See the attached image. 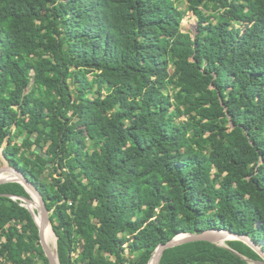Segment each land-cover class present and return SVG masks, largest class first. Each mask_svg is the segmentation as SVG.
Segmentation results:
<instances>
[{
	"label": "trees",
	"instance_id": "16d2710c",
	"mask_svg": "<svg viewBox=\"0 0 264 264\" xmlns=\"http://www.w3.org/2000/svg\"><path fill=\"white\" fill-rule=\"evenodd\" d=\"M186 1L194 34L176 0H0V151L42 192L61 264H149L222 227L264 250V0ZM21 197L0 183V253L49 264ZM227 245L159 264L262 260Z\"/></svg>",
	"mask_w": 264,
	"mask_h": 264
},
{
	"label": "water",
	"instance_id": "95a60500",
	"mask_svg": "<svg viewBox=\"0 0 264 264\" xmlns=\"http://www.w3.org/2000/svg\"><path fill=\"white\" fill-rule=\"evenodd\" d=\"M2 173H10L14 175L15 178L9 179V180H2L0 181V183L9 182V181H18V182H21L26 187V189L30 192L31 197H21V200L23 201V205L27 206L30 209V211L32 212L38 224L40 243L49 260V264H61L59 260V256H58L57 242H56L57 257H56L50 245L47 243L45 239V229L47 225L50 224L52 226V229H53V225H52V221L50 218L51 212L47 207V204L42 195V192L22 172H20L17 168L12 166L8 161L6 165L0 167V174ZM33 195H35L39 200V210L38 211L41 215L40 221L36 219L35 213L30 207V203H32L33 201ZM53 231L55 232L54 229ZM57 239H58V236H57ZM232 239H239L247 243L262 257V261L264 262V250L261 248L260 245H258L254 240H252L248 235L238 234L232 231L231 229L222 227V228L207 229L202 232L182 233L168 240L165 243H160V245L155 250L153 257L149 264H159L162 254L164 250L167 248L175 247V246L182 245L188 242H193V241H209L217 245L228 247L226 243L227 241L232 240ZM224 241L226 242L225 244L222 243Z\"/></svg>",
	"mask_w": 264,
	"mask_h": 264
},
{
	"label": "rangeland",
	"instance_id": "374dc122",
	"mask_svg": "<svg viewBox=\"0 0 264 264\" xmlns=\"http://www.w3.org/2000/svg\"><path fill=\"white\" fill-rule=\"evenodd\" d=\"M176 4L182 10H184L186 12L185 17H184L183 22H182L183 31L191 32L192 34L197 32L199 22H198V19H197V16L195 15V13L188 8L187 1L186 0H176ZM205 13L209 14V13H212V11L205 10ZM6 164H7V160L5 159L2 152L0 151V167L4 166ZM56 237H57V234H56ZM247 259L249 260L250 264H264V262L262 260H251L249 258H247Z\"/></svg>",
	"mask_w": 264,
	"mask_h": 264
},
{
	"label": "bare ground",
	"instance_id": "6f19581e",
	"mask_svg": "<svg viewBox=\"0 0 264 264\" xmlns=\"http://www.w3.org/2000/svg\"><path fill=\"white\" fill-rule=\"evenodd\" d=\"M13 178H15V176L10 174V173H2V174H0V181L9 180V179H13ZM33 201H34L35 207H34L33 203H30V207L34 211L37 220L40 221L41 215H40V213L38 211L39 210V200H38V198L35 195H33ZM35 208H36L37 212H35ZM45 239H46L47 243L50 245L54 255L57 257V251H56L57 237H56V234L53 231L52 226L50 224H48L46 229H45ZM222 243L225 244L226 242L224 241Z\"/></svg>",
	"mask_w": 264,
	"mask_h": 264
},
{
	"label": "built area",
	"instance_id": "2783aa9c",
	"mask_svg": "<svg viewBox=\"0 0 264 264\" xmlns=\"http://www.w3.org/2000/svg\"><path fill=\"white\" fill-rule=\"evenodd\" d=\"M8 225L0 231V248L7 240ZM0 264H14L11 258L6 253H0Z\"/></svg>",
	"mask_w": 264,
	"mask_h": 264
}]
</instances>
